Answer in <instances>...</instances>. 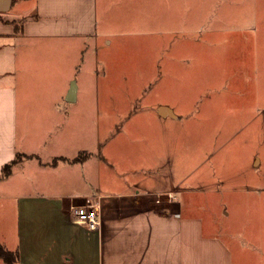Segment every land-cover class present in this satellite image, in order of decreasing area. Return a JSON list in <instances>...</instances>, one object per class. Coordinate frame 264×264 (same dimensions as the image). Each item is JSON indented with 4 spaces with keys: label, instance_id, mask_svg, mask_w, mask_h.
Instances as JSON below:
<instances>
[{
    "label": "crops",
    "instance_id": "1",
    "mask_svg": "<svg viewBox=\"0 0 264 264\" xmlns=\"http://www.w3.org/2000/svg\"><path fill=\"white\" fill-rule=\"evenodd\" d=\"M116 3L11 0L2 12L0 0V172L23 156L0 178V244L13 264H232L202 209L224 183L200 181L183 201L168 156H138L134 134L114 135L131 143L112 149L100 132L107 112L138 91L122 83L114 50L144 30L164 37L170 22L152 3L122 19ZM86 203L97 206L95 230L73 222L72 208Z\"/></svg>",
    "mask_w": 264,
    "mask_h": 264
},
{
    "label": "rangeland",
    "instance_id": "2",
    "mask_svg": "<svg viewBox=\"0 0 264 264\" xmlns=\"http://www.w3.org/2000/svg\"><path fill=\"white\" fill-rule=\"evenodd\" d=\"M158 1L117 0V17H141L152 3L154 15L169 14L170 22L164 37L144 30L114 50L122 83L138 91L107 110L100 132L107 140L137 135L138 156H168L171 180L184 179L183 201L200 181L224 183L216 205L202 209L225 237L232 264H264V0ZM114 140L115 150L131 143Z\"/></svg>",
    "mask_w": 264,
    "mask_h": 264
},
{
    "label": "built area",
    "instance_id": "3",
    "mask_svg": "<svg viewBox=\"0 0 264 264\" xmlns=\"http://www.w3.org/2000/svg\"><path fill=\"white\" fill-rule=\"evenodd\" d=\"M73 222L84 226L87 230H95L99 227L97 206L91 203L72 208Z\"/></svg>",
    "mask_w": 264,
    "mask_h": 264
},
{
    "label": "trees",
    "instance_id": "4",
    "mask_svg": "<svg viewBox=\"0 0 264 264\" xmlns=\"http://www.w3.org/2000/svg\"><path fill=\"white\" fill-rule=\"evenodd\" d=\"M18 156L20 155H17V157ZM16 158H14L10 162H7L6 164L2 166L1 172H0V178L9 175V173L11 172L12 166L18 161L16 160ZM0 256L5 260L6 264H13V260H14L13 254L5 250L1 244H0Z\"/></svg>",
    "mask_w": 264,
    "mask_h": 264
},
{
    "label": "water",
    "instance_id": "5",
    "mask_svg": "<svg viewBox=\"0 0 264 264\" xmlns=\"http://www.w3.org/2000/svg\"><path fill=\"white\" fill-rule=\"evenodd\" d=\"M10 3H11V0H5V6L1 11L2 12L7 11L9 9Z\"/></svg>",
    "mask_w": 264,
    "mask_h": 264
}]
</instances>
